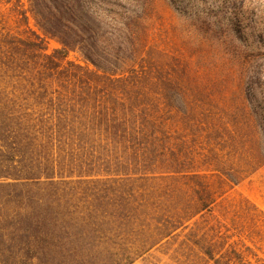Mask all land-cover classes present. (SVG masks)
<instances>
[{"label":"trees","instance_id":"1","mask_svg":"<svg viewBox=\"0 0 264 264\" xmlns=\"http://www.w3.org/2000/svg\"><path fill=\"white\" fill-rule=\"evenodd\" d=\"M28 1L16 8L25 35L0 27V264H132L146 255L151 264H264L243 220L247 206L263 214L251 230L260 234L264 213L244 198L237 216H216L223 193L204 172L232 186L256 167L236 175L212 163V150L181 149L192 134L181 109L163 100V78L136 63L141 4ZM171 1L209 21L207 0ZM47 38L59 46L48 51ZM199 159L207 169L193 166Z\"/></svg>","mask_w":264,"mask_h":264},{"label":"rangeland","instance_id":"2","mask_svg":"<svg viewBox=\"0 0 264 264\" xmlns=\"http://www.w3.org/2000/svg\"><path fill=\"white\" fill-rule=\"evenodd\" d=\"M96 1L117 11H136L141 4L135 28L136 63L143 58L141 62L163 78V100L181 109L179 123L192 133L181 149L192 145L196 151L212 150V163L236 175L238 169L256 167L232 186L223 174L204 171L212 188L223 193L213 207L215 215L237 216L235 205L244 198L264 213V0H207L205 7L213 6L206 10L207 23L190 13L188 2L186 12L171 0ZM17 7L27 9L29 1L0 0V27L25 35ZM27 16L29 28L40 34L31 13ZM46 43L48 51L59 46L52 38ZM68 58L80 57L70 52ZM193 166L207 169L200 159ZM247 208L245 241L249 245L252 238L259 241L256 250L264 258V238L260 237L264 231H251L263 214ZM8 257L4 255V261L12 260ZM151 260L146 255L132 264H151Z\"/></svg>","mask_w":264,"mask_h":264}]
</instances>
